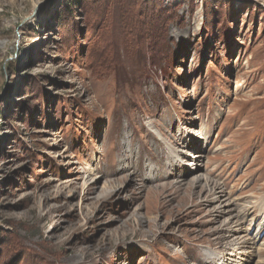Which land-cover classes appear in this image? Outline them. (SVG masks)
Here are the masks:
<instances>
[{
  "label": "rangeland",
  "instance_id": "rangeland-1",
  "mask_svg": "<svg viewBox=\"0 0 264 264\" xmlns=\"http://www.w3.org/2000/svg\"><path fill=\"white\" fill-rule=\"evenodd\" d=\"M0 42V264H264V0H0Z\"/></svg>",
  "mask_w": 264,
  "mask_h": 264
},
{
  "label": "bare ground",
  "instance_id": "bare-ground-1",
  "mask_svg": "<svg viewBox=\"0 0 264 264\" xmlns=\"http://www.w3.org/2000/svg\"><path fill=\"white\" fill-rule=\"evenodd\" d=\"M5 47V43H3V42H0V50L2 49V48H4ZM236 84V83H235ZM236 91H237V93H239V91H240V88L239 87H237V89H236ZM230 113H231V110H230ZM226 117H228L229 118V114H226L225 115ZM214 137H216V136H213V138ZM213 149V148H212ZM216 154L218 155V152L220 153V147H218L217 148V150H216ZM212 153V152H211ZM215 153V152H214ZM185 154V153H184ZM172 158H173V162H175V163H177L178 164V162H181V163H183L184 164V166L185 167H189V168H191V169H194L196 166H201V164H195L194 163V161H187V162H185V160L182 158V157H180V155L179 154H175V155H173L172 156ZM193 158L194 159H196V161H199V159H203V158H206V156H204L203 154H197V155H194L193 156ZM211 159H213V160H211V161H209V163L208 164H206L207 165V167H206V169L207 170H209L213 165H214V163H215V160H214V158H211ZM195 161V162H196ZM204 164V165H205ZM183 169H185L184 167H182ZM197 169V168H196ZM200 170V169H199ZM193 171V170H192ZM207 175H205V174H203V173H200V174H198L197 176H195V178L194 177H192V179H193V181H192V183H193V185H192V189L194 190V189H200V193H205V192H208L209 194L210 193H213V189H212V186L211 185H213V184H211L210 183V180L208 181V182H206L205 184H202V181H203V179H204V177H206ZM182 180H184V179H182ZM183 182V181H182ZM205 182V181H204ZM212 182V181H211ZM175 183H178L177 181H176V179H166V180H162V181H154L152 184H150L149 186H152V189H151V192H158L159 190L161 191V190H165V189H168L169 187H171V186H174L175 185ZM180 183V182H179ZM221 186V185H220ZM217 188V187H216ZM215 189V188H214ZM149 191V190H148ZM160 193V192H159ZM192 193V192H191ZM193 193H195V192H193ZM225 194V193H224ZM214 198V197H213ZM218 198V197H217ZM261 205V204H260ZM215 209V208H214ZM244 209V208H243ZM251 209V208H250ZM248 212V211H247ZM229 213V212H228ZM255 215V214H254ZM253 216V215H252ZM241 220H243V219H241ZM245 220V219H244ZM239 226V225H238ZM241 229V228H240ZM260 250V249H259ZM263 251V250H262ZM220 258V256H218V254L216 255V254H214L212 257H211V260H214L215 261V259H219Z\"/></svg>",
  "mask_w": 264,
  "mask_h": 264
}]
</instances>
